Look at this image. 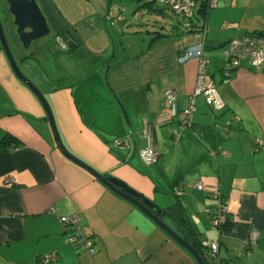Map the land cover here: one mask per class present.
Segmentation results:
<instances>
[{
    "label": "crops",
    "instance_id": "obj_1",
    "mask_svg": "<svg viewBox=\"0 0 264 264\" xmlns=\"http://www.w3.org/2000/svg\"><path fill=\"white\" fill-rule=\"evenodd\" d=\"M37 1L53 24L55 53L44 45L24 55L14 43L10 15L3 30L19 70L49 105L65 150L151 202L207 264L216 263L202 241L218 243V264H264V63L241 61L229 81L222 79L229 42L245 33L264 35V13L256 17L252 7L264 0L243 6L226 0L204 16L197 5L192 16L201 18L198 24L191 17L183 25L166 23L147 33L144 50L130 55L116 46L125 26L116 32L108 17L113 0ZM150 5L151 15L166 11ZM187 28L191 32L180 35ZM57 30L67 41L56 38ZM198 42L208 62L205 82L216 87L223 107L214 110L196 96L192 123L183 127L199 63L180 59ZM42 53L54 62L50 73L30 64ZM168 91L173 103L164 98ZM145 123L159 156L151 166L138 154L146 146ZM216 191L229 209L222 231L212 225ZM175 205L183 225L169 214ZM73 214L91 236L93 254L66 244L60 217ZM252 231L259 237L248 249ZM51 253L57 258L47 264H198L146 213L61 153L40 101L16 78L0 44V264H43Z\"/></svg>",
    "mask_w": 264,
    "mask_h": 264
},
{
    "label": "built area",
    "instance_id": "obj_2",
    "mask_svg": "<svg viewBox=\"0 0 264 264\" xmlns=\"http://www.w3.org/2000/svg\"><path fill=\"white\" fill-rule=\"evenodd\" d=\"M96 1V0H93ZM220 0H158V3L165 7L167 10L172 11L176 15H187L195 11L198 7L205 6L206 9L216 7ZM108 19V17H107ZM199 30H202L200 28ZM204 45L202 42L189 47L185 54L181 57V61H186L190 58H196L198 60V71L196 86L190 97L188 107L183 111V118L181 125L183 127H189L192 123V113L194 110V98L202 95L205 98L206 103L214 110H221L223 103L219 97L216 87L212 83L205 82V70L207 67V60L203 57ZM224 56L227 58V64L223 67L222 79L224 82L230 80L234 74V70L240 66L241 61H246L252 67H260L264 63V35L257 33H245L237 36L229 42L226 49L223 51ZM165 100L173 103L175 96L172 91H168L165 94ZM142 136L146 140V146L139 150V158L146 166H151L157 163L159 156L153 149V138L150 131V125L144 124ZM115 143H119L118 140ZM197 190L202 191L203 185L198 184ZM173 192L176 197L182 195V191L179 187H174ZM213 198L217 201V205L212 211V225L218 231H222L223 225L227 222L229 215L228 203L223 199L219 192H213ZM60 222L67 230L66 244L78 249H83L93 254V241L89 234L86 233L82 224L81 218L77 214H73L69 217L61 216ZM259 232L252 231L248 236V249L253 248L256 245ZM201 246L207 249L210 258L218 264V243L202 241ZM57 258L55 253L47 254L41 259L43 264H47Z\"/></svg>",
    "mask_w": 264,
    "mask_h": 264
},
{
    "label": "water",
    "instance_id": "obj_3",
    "mask_svg": "<svg viewBox=\"0 0 264 264\" xmlns=\"http://www.w3.org/2000/svg\"><path fill=\"white\" fill-rule=\"evenodd\" d=\"M5 2L7 5L8 13L12 18L11 25L13 28V37L15 43H17L18 46L20 44V47H22L23 49H28L33 41L39 40L49 35L50 28L47 17L44 14L42 7L37 0H5ZM225 2L226 0H220L218 7L224 6ZM15 36L17 40L15 39ZM0 44L16 78L21 81L25 86H27L40 101L43 109L47 114V118L50 123L57 147L59 148L61 153L65 155L68 159H71L72 161L89 171L101 183L109 187L112 191L126 198L134 205H136L139 209H141L144 213H146L173 240H175L182 247H184L196 259L198 264H207L206 260L197 251H195L191 245H189L184 239L177 235L162 221L164 213L157 209L151 202L141 198L125 183L112 179L109 176H103L95 172L93 169L79 161L77 158L70 155L65 150L59 139L49 105L47 104L46 100L44 99L43 95L39 92V90L21 73L13 59L12 51L8 44L1 21Z\"/></svg>",
    "mask_w": 264,
    "mask_h": 264
},
{
    "label": "rangeland",
    "instance_id": "obj_4",
    "mask_svg": "<svg viewBox=\"0 0 264 264\" xmlns=\"http://www.w3.org/2000/svg\"><path fill=\"white\" fill-rule=\"evenodd\" d=\"M151 1H156L155 5H150ZM240 4L242 6L245 5V0H240ZM149 5L152 6V8L159 5L158 9L160 10H161L160 7H162L158 3V0H113L112 2L110 14L108 17L113 21L116 32L118 33L121 32L119 30L120 28L119 25L122 24L125 26L124 34L119 35V37L116 39L117 40L116 46L120 43L125 50V54L127 55L133 54L135 53V51L144 50L148 46L151 40V35H148L147 33L148 32L150 33L152 31L160 32L161 27H164L166 23H171L173 26L175 25L178 26L179 23L180 25H183L185 22L189 21L188 18L190 17L192 18L191 20L193 24L195 23L198 24L201 21V18L199 16L196 15L192 16L193 12L187 15H176L169 10L166 11L161 10L162 12L161 15H151L148 12ZM252 7H253V12L258 13L257 14L258 16L256 17H260L261 16L260 14L264 13V2H262V5L258 7L255 4ZM7 15L9 14L7 13L6 2L5 0H0V21L2 26H4L6 32H7V26L5 23V18L7 17ZM246 18L247 20H249L252 19V16L247 15ZM49 28H50V33L48 36L33 41L28 49L20 48L24 53V55L26 54V56L30 57L38 48L43 47L44 45H46L49 48L51 47L50 48L51 52L55 53L53 49L54 47L51 45L54 44L53 41H54L55 30L50 23H49ZM6 38L8 44L11 47L13 59L16 65L19 67L20 61L17 56L14 44L11 38L9 37L8 33L6 35ZM36 62L38 63V66L42 70L43 74H45V72L50 73V71L54 69L53 67L54 62L52 63L51 60H48L46 58L45 53L38 54L36 58L30 62L31 66L32 65L35 66ZM23 73L26 76H29L28 73L25 72ZM54 76L59 77L60 72L55 70Z\"/></svg>",
    "mask_w": 264,
    "mask_h": 264
},
{
    "label": "trees",
    "instance_id": "obj_5",
    "mask_svg": "<svg viewBox=\"0 0 264 264\" xmlns=\"http://www.w3.org/2000/svg\"><path fill=\"white\" fill-rule=\"evenodd\" d=\"M150 4L152 5L153 4V1H151L150 2ZM165 8V7H164ZM166 9V8H165ZM167 10V9H166ZM207 10L208 9H206L205 8V6L203 5L202 7H200V9L198 10V12H199V14L200 15H202V16H204L205 14H206V12H207ZM48 18V17H47ZM51 25H53L52 23H50ZM191 31L190 30H188V28H187V30L186 31H183L180 35H184V34H188V33H190ZM180 35H178V36H180ZM15 39L17 40V38H16V36H15ZM19 44V43H18ZM19 47H20V44H19ZM21 48V47H20ZM9 142H11V141H9ZM11 143H13V142H11ZM180 205V204H179ZM169 214L171 215V216H175L176 214H177V220L183 225L184 224V222H185V220H184V217H183V215H182V213H181V209H180V207L179 206H176L175 205V207H173L172 209H170L169 210ZM226 224V223H225ZM225 225H223V227L222 228H225L224 227Z\"/></svg>",
    "mask_w": 264,
    "mask_h": 264
},
{
    "label": "flooded vegetation",
    "instance_id": "obj_6",
    "mask_svg": "<svg viewBox=\"0 0 264 264\" xmlns=\"http://www.w3.org/2000/svg\"><path fill=\"white\" fill-rule=\"evenodd\" d=\"M65 33L62 30H57L56 32V38H58L59 40L63 41H67V37H65ZM22 48V47H21Z\"/></svg>",
    "mask_w": 264,
    "mask_h": 264
}]
</instances>
